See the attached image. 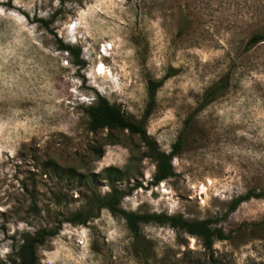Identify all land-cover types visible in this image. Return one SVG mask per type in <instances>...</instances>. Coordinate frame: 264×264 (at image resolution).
Segmentation results:
<instances>
[{
  "label": "rangeland",
  "instance_id": "rangeland-1",
  "mask_svg": "<svg viewBox=\"0 0 264 264\" xmlns=\"http://www.w3.org/2000/svg\"><path fill=\"white\" fill-rule=\"evenodd\" d=\"M259 26L264 0H0V264L22 234L58 223L40 264H212L198 238L168 226L142 225L141 247L105 209L84 226L62 223L91 190L108 191L84 178L108 166L128 167L120 188L141 185L123 209L212 219L229 234L213 245L215 264H264V226L254 225L264 198L228 212L264 190V43L245 50ZM227 72V91L196 112ZM164 77L146 132L166 153L180 136L182 146L174 175L154 186L139 137L90 132L84 109L103 96L139 122L147 81Z\"/></svg>",
  "mask_w": 264,
  "mask_h": 264
},
{
  "label": "trees",
  "instance_id": "trees-1",
  "mask_svg": "<svg viewBox=\"0 0 264 264\" xmlns=\"http://www.w3.org/2000/svg\"><path fill=\"white\" fill-rule=\"evenodd\" d=\"M54 15L51 16L50 21H53ZM182 21H186L182 17ZM38 22H42L38 20ZM186 31V25L180 27V32ZM264 43V27L259 26L248 37L245 43V50L250 51L256 46ZM59 50L71 54L74 58V64L82 66L84 63L79 58V51L74 50L73 47L65 45L59 39L56 40ZM168 77V76H167ZM164 77L161 80L147 81V103L143 115L139 122L131 120L123 110L111 104L105 97L97 96L96 101L84 109L88 119L87 128L90 132L96 133L98 131H127L131 135H137L146 148L147 156L155 162V171L152 175L151 185L156 186L158 183L170 178L174 175L172 159L181 149V136L172 145L171 151L166 153L161 151L156 142L147 134L145 124L148 121L154 107L157 90L162 86ZM231 82V74L227 72L213 83L203 93L201 100L196 108V112L202 110L207 105L220 98L229 88ZM191 116L185 120L187 125ZM100 150V148H99ZM128 172V167L119 169L114 166H108L102 169L99 173H90L84 178H88L90 183L96 180L104 181L108 186V191L100 195L98 192L90 191L85 204L73 213H70L63 219L62 223H69L72 225L84 226L92 219L98 217L102 209L107 210L112 216L122 219L126 228L130 232L134 242L141 247H145L143 235L141 233V226L153 224L157 226H168L176 231H181L191 237L198 238L201 241L202 247L208 251L210 261L215 264L213 259V245L217 241H224L229 238V234H225L222 229L213 227L214 221L212 219L203 220H187L182 215H168L166 213L156 212H135L127 211L121 207L122 200L128 196L131 191L137 187H141L138 183L134 187L122 189L119 187V182L122 181ZM264 198V190L253 191L248 190L244 194L233 199L229 205L228 212H233L240 204L251 199ZM256 226H264V220L255 223ZM61 224L58 223L56 227L49 229H40L34 233H24L21 236V243L14 248L11 256L7 262L2 264H40L37 249L42 246L48 238L56 236L60 230Z\"/></svg>",
  "mask_w": 264,
  "mask_h": 264
}]
</instances>
